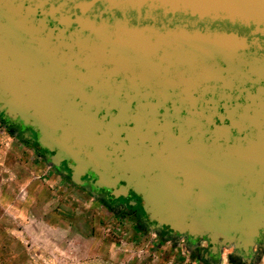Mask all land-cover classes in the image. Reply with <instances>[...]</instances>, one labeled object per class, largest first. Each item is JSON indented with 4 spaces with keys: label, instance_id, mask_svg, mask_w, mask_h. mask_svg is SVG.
<instances>
[{
    "label": "water",
    "instance_id": "obj_1",
    "mask_svg": "<svg viewBox=\"0 0 264 264\" xmlns=\"http://www.w3.org/2000/svg\"><path fill=\"white\" fill-rule=\"evenodd\" d=\"M64 2L0 0V114L38 130L39 147L50 153L57 151L50 157L55 164L71 160L74 166L70 169L77 182L87 169L98 174L100 168L110 169L113 163L117 168L115 173L120 172L122 180L128 185L135 184L136 195L143 200L145 215L158 223L151 227L153 230L167 227L171 233L187 236L191 244L197 239L207 241L215 264H219L222 248L232 247L235 255L245 258L257 257L252 249L264 241V169H257L259 159L262 156L264 159V151L260 150L257 141L261 136L254 133L245 146L240 142L230 145L227 141L187 145V138L180 130L176 135L165 129L163 136L157 138H163V144L155 148L151 158L143 144L154 138L150 131H153L152 123L147 126L139 113L132 119L128 113L130 100L122 103L119 109L117 98L83 94L87 85L84 79L93 67L87 59L85 45L101 41V25L97 26L95 21L83 23L77 18L73 22L78 28L62 21L61 29L56 25L49 27L46 19L36 16L46 11H73L75 14L77 11L81 14L132 11V21L135 16L139 17L136 24L132 23V34L150 32L151 47L139 49L133 42L132 52L145 50L144 55L148 56L154 70L148 51L159 48V38L174 36L177 31L168 30L165 35H160L154 23L142 21L159 13L182 15L205 24L229 22L253 26L264 36V0H75L60 9ZM143 13L144 18L140 19ZM86 32L89 35L84 38ZM221 38L237 42L226 34H217L214 39ZM168 48L184 54L181 57L185 60L197 62L198 58L201 61L204 58L205 51L194 53L188 47ZM182 48L187 51L182 52ZM213 53L226 65L233 63V57L227 58L223 50ZM132 60L136 61L132 64V75L139 70L138 75L144 76L143 61L134 56ZM81 83L85 85L78 90L76 85ZM91 84L96 85L95 82ZM96 90H100L97 85ZM102 103H110L118 114L107 109L98 117V107ZM132 123L134 128L129 127ZM250 123L254 124V129H259L256 115L250 118ZM117 124L123 126V138L115 132L112 137L108 136ZM113 143L118 146L114 147ZM108 147L112 150L108 151ZM197 157L205 164L200 167V175L194 174L197 169L193 167V161ZM189 162L191 167H183ZM181 177L185 178V186ZM95 186H100V182L97 181ZM193 187L199 188L195 195L188 190Z\"/></svg>",
    "mask_w": 264,
    "mask_h": 264
},
{
    "label": "flooded vegetation",
    "instance_id": "obj_2",
    "mask_svg": "<svg viewBox=\"0 0 264 264\" xmlns=\"http://www.w3.org/2000/svg\"><path fill=\"white\" fill-rule=\"evenodd\" d=\"M67 2L69 4L75 0H65L64 3ZM36 18L46 19L45 22L49 27L56 25L61 29L62 21L72 23L73 28H78L77 23L73 22L77 18L82 19L83 23L95 21L97 26L101 25L100 30L103 36L100 43V59L95 64L99 74L88 79L83 94L87 97L97 94L105 99L117 98L119 109L122 108V103L126 104L130 100L128 113L132 119L138 117L139 113L147 126L152 123L150 126L153 131L151 129L150 131L154 138L143 144L150 152L151 158L154 156L155 148L163 144V138H157L163 136L165 129H170L176 135L180 130L187 138V145L197 142L211 145L213 141L219 143L227 141L230 145L240 142L245 146L249 137L257 133L261 136L257 139L260 150L264 151V36L257 33L253 26L229 22L205 24L190 16H164L159 13L142 22L154 23L155 30L160 35H165L168 30H175L187 37L203 36L214 39L217 34L233 37L237 41L233 63L226 65L221 57H217L213 52L208 54L205 52L202 61L199 58L197 62L194 59L185 60L181 57L184 54L181 55L177 50L168 46L166 48L164 44H161L158 49L149 52L155 67L153 71L156 73L140 76L139 70L132 75V64H136V61L132 60V55L136 54L132 52V47L128 50L126 60H122L121 51L117 49L114 42H111L117 39V35L132 33V23L136 24L139 18L135 16L132 21V11L86 12L84 14L79 11L76 14L73 11H46L43 15L39 12ZM143 18L144 13L140 19ZM168 24V27H162ZM140 29L142 27L138 28ZM54 34L57 35V32ZM88 35V32L84 33V38ZM90 45L86 44L85 47ZM182 49V52L187 51L186 48ZM85 53L88 55V49H85ZM197 55L200 56L199 52ZM256 65L261 66L263 71L257 72L254 69ZM217 71L220 72L219 76L216 75ZM85 72L83 70V73ZM92 82H95L99 88L103 85L107 89L96 90V85H92ZM98 108L100 110L98 117L104 115L107 109H110V113L114 115L118 114L110 103L107 105L102 103ZM254 115L257 117L258 131L254 129V124L250 123V118ZM0 118L10 132L35 146L39 156L52 164L61 177L67 179L74 187L94 196L107 208L131 218L139 227L148 229L157 226V222L150 221L145 215L143 200L136 195L135 184L128 185L122 180L121 173H115L117 168L113 166V163L110 169L100 168L98 174L87 169L77 182L73 179V172L70 169V166H74L71 160L55 164L50 157L56 155L57 151L50 153L39 147L38 130L10 121L1 114ZM122 127L121 124L112 127L108 136L112 137V133L115 132L123 138L125 134L122 132ZM129 127L134 128V124H130ZM113 146L117 147L118 143H113ZM107 150L112 148L108 147ZM117 154L121 158V154L119 152ZM259 160L257 169L261 171L264 169L263 156ZM193 163V167L197 169V173L194 174L200 175V167L205 164L201 163L200 157H197ZM183 167H191L190 162L185 163ZM180 180L185 186V178L181 177ZM97 181L100 182V186H95ZM188 190L191 195L199 192L197 187L191 190L188 188ZM157 231L164 239L176 240L181 237L171 233L167 227ZM202 242L205 245L200 246L195 251V255L200 260L215 264L216 259L210 255V245L207 241L197 239L191 244L186 236L185 243L189 248ZM256 249V254L260 255L264 250V241L259 242ZM230 259L232 264H242V260L250 262L251 258L238 256L233 252Z\"/></svg>",
    "mask_w": 264,
    "mask_h": 264
},
{
    "label": "rangeland",
    "instance_id": "obj_3",
    "mask_svg": "<svg viewBox=\"0 0 264 264\" xmlns=\"http://www.w3.org/2000/svg\"><path fill=\"white\" fill-rule=\"evenodd\" d=\"M83 193L0 118V264H210ZM256 246L252 249L256 254ZM222 248L219 264H232ZM264 264V250L250 262Z\"/></svg>",
    "mask_w": 264,
    "mask_h": 264
},
{
    "label": "bare ground",
    "instance_id": "obj_4",
    "mask_svg": "<svg viewBox=\"0 0 264 264\" xmlns=\"http://www.w3.org/2000/svg\"><path fill=\"white\" fill-rule=\"evenodd\" d=\"M67 3H63L60 6V9H63L67 7ZM150 32H143V33H138V34H132L131 32L129 33H122L120 35H117L116 39V47L121 51V57L122 60H126L127 58V53L129 52L128 50L132 47V43L136 42L138 45L135 46L136 48L139 49H150V42L148 40ZM102 36L100 37V40L102 39ZM102 41H99L98 43H93L88 47H85V49H88V55L87 59L90 61L91 64H93L92 69L89 72L88 78L84 79L85 83H88V79H91L92 77L98 75V70L96 67V63L100 59V43ZM158 43L164 44L166 46H172L174 48H179V47H188L190 51L196 52V51H205L207 54L212 53L213 51H219L223 50L225 54L227 55V58L232 59V53L233 49L235 47V42L227 39H208V38H203V37H187L184 34L178 33L175 34L174 36H165L161 37L158 39ZM133 49V48H132ZM145 50L138 51L134 57L140 59L143 61V66L144 69L142 70V75H150L151 72H153V66L150 63V59L148 56H145ZM150 52V51H148ZM125 54V55H123ZM144 55V56H143ZM187 55H185L186 57ZM133 57V55H132ZM148 58V59H147ZM147 59V60H146ZM127 63V62H123ZM254 69L257 72H262L263 69L261 66H255ZM84 83H81L80 86L76 85V88L79 90V88L84 87ZM107 87H103V85L100 86V90H106Z\"/></svg>",
    "mask_w": 264,
    "mask_h": 264
}]
</instances>
